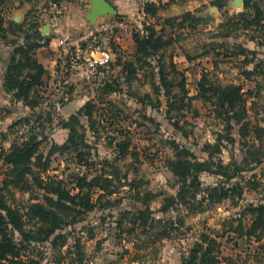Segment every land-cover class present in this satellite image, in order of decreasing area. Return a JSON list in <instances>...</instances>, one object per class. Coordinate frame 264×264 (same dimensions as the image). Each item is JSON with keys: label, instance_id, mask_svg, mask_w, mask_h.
I'll return each mask as SVG.
<instances>
[{"label": "rangeland", "instance_id": "rangeland-1", "mask_svg": "<svg viewBox=\"0 0 264 264\" xmlns=\"http://www.w3.org/2000/svg\"><path fill=\"white\" fill-rule=\"evenodd\" d=\"M40 1L38 6L41 8L29 9L26 17H35L43 30L46 24L40 20L43 6L48 3V7L54 0ZM217 1L137 0L134 15L116 20L124 30L98 34L95 40L89 37V32L112 16L98 19L94 26L88 22L81 32H75L77 37L70 38L69 44L56 54V69L45 78L41 89L43 100L38 109L31 110L15 101L13 94L5 91L0 71V150H9L22 134L26 135V140L30 131H35L39 135L40 150L45 157L48 156L54 144L62 145L68 137L63 122L69 121L93 101L97 103L95 130L99 134L89 128L86 133L92 161L96 163L89 175L93 177L102 169L100 161L116 160L117 155L110 143L118 134L130 137L131 150L138 153L136 159L129 156L116 163L124 180L120 194L113 198L114 204L90 212L81 223L66 229L63 233L68 235V240L64 248L50 242L35 245L34 264H185L195 244L202 242L204 236L216 241L214 256L218 264H264V233L261 240L247 234L252 218L248 207L264 201V74L255 75L250 81L241 74L243 69H252L260 62L263 63L259 65V72L264 71V29L238 31L228 38L219 37V25L224 23L227 14L233 16L244 12V0L243 7H236L234 0ZM148 2L160 5L157 17L145 15L144 5ZM261 4L264 7L262 1ZM90 9V6H81L82 16ZM188 11L200 21L192 26L194 28L187 23L185 29L179 23L180 17ZM56 16L60 18L62 13ZM168 20H172L175 30L167 27V34L176 36L177 41L167 55H173L186 76V90L191 99L185 102L186 107L167 114L164 98L159 108L154 97L144 105L138 104L129 98L124 85L111 95H103L105 81L110 75L116 76L120 68L105 72L99 68L101 66L91 67L88 59L105 51L112 56L114 63L122 57L126 60L133 53L134 43L133 39L130 40L133 32L142 30L144 23L155 24L159 31ZM252 37H255L254 41L250 40ZM13 39V36L7 38ZM0 42L12 49L1 39ZM75 42L78 46L73 44ZM211 42L243 44L256 55L250 56L252 63L246 67L230 57L199 56L204 53L205 44ZM188 55L198 58L190 62ZM205 70L213 73V80L222 85L244 87L247 114L241 124L235 123L234 119L229 123L226 117L216 118L212 105L197 98L198 84ZM140 79L133 83L130 93H136L138 97L152 94L150 71L145 78L141 74ZM258 84L262 85L261 90ZM100 98L112 101L114 108L118 109L117 114L108 115L104 110L106 104L101 105ZM40 115L43 116V127L36 124L31 127L32 123H25L26 118L38 122ZM182 150L192 153L200 163H210L207 165L210 170L200 173L195 183L184 181L171 171L170 161L175 160ZM60 153L51 157L49 176L70 182L73 174L87 172L85 167L75 165L74 154ZM254 157L260 160H254ZM235 164L244 167L231 182L239 184L238 191L242 190V196L209 202V188L231 186L217 174L219 167ZM2 173L4 170H0V181ZM13 193L18 205L27 203L32 197L30 193L17 190ZM146 209L145 216L139 214ZM134 218L141 221H137L138 226L133 231L131 219ZM165 233L168 237L159 240L157 235ZM150 237H156V242H148ZM145 244V249L136 250V245Z\"/></svg>", "mask_w": 264, "mask_h": 264}, {"label": "trees", "instance_id": "trees-1", "mask_svg": "<svg viewBox=\"0 0 264 264\" xmlns=\"http://www.w3.org/2000/svg\"><path fill=\"white\" fill-rule=\"evenodd\" d=\"M174 1L171 0V2ZM261 1L264 3V0ZM261 1L244 0V12L233 16L227 14L224 23L218 27V36L228 38L238 31L264 29V7ZM62 2L63 0H54L57 9L61 10ZM23 4L21 3L18 7L20 8ZM13 8L11 0H0V39L12 48L10 61L3 76V84L5 91L13 94L15 101L34 110L39 108L43 100L41 89L45 85V78L49 75V71L38 60V51L47 47L50 41L42 36L35 17L27 19L22 24L11 21L8 15ZM48 8L50 7L48 6L47 10ZM159 9L160 5L156 3L148 2L144 5L145 15L151 18L157 17ZM122 17V15L112 16L109 20L121 21ZM180 18L179 26L185 29L188 28L187 23L190 24L189 27H195L200 21L190 11ZM167 27L175 30L172 20H168L159 31L155 24L144 23L142 30L132 33L134 49L133 53L127 57L128 59L124 60L125 58L122 57L114 63L111 58L108 64L99 67L109 73L120 68L116 76L108 75L109 78L103 86V95H111L124 85L129 98L138 104L144 105L147 100L154 97V102L159 108L164 98L167 114L182 111L186 107L185 102L191 101L186 90V76L174 61L173 55H167L169 49L176 44L177 37L169 36ZM8 36H13L14 39L7 40ZM250 40L254 41L255 37ZM204 47V53L199 56L214 54L216 58L230 57L245 67L252 63L250 56L256 55V52L250 51L243 44L211 42ZM220 48L225 50L218 51ZM187 58L192 62L198 57L188 55ZM261 63L263 62L257 63L252 69H243L241 74L246 81L252 80L255 75L264 74V71L259 72ZM148 71H150L152 94L146 93L138 97L136 93H130L133 83L141 80V74L145 78ZM213 78V73L204 71L198 84L197 98L212 105L216 118L226 117L229 123L234 119L235 123L241 124L247 114V93L244 92V87L236 84L222 85ZM261 87L262 85L258 84L260 90ZM249 94L252 95V92L249 91ZM100 100H102L101 105L106 104L104 110L108 115L117 114L118 109L114 108L112 101H103L101 98ZM96 108L97 103L89 102L69 121L63 122V128L68 130V137L62 145L54 144L46 157L40 150L39 135L35 134V131H30L26 140H24L26 135L22 134L19 141L15 142L9 150H0V170H4L3 179L0 181V264H34L32 256L35 253V245L50 242L53 246L64 248L68 240V235L63 233L66 229L81 223L90 212L114 204L113 198L120 194L124 180L120 176L116 163L129 156L136 159L138 153L131 150L130 137L118 134V137L110 143L113 152L117 155L116 160L100 161L102 169H99L93 177L89 175L92 166L96 163L92 161L91 146L86 141V133L89 128V131L99 134L95 130ZM39 118L36 123L26 118L25 123L29 125L32 123L31 127L35 124L37 127H43L41 123L43 116L40 115ZM175 126L178 127V123ZM57 152H61V155L67 152L74 154L75 165L80 168L85 167L87 172L73 174L70 182L49 176L51 157ZM254 160L260 159L254 157ZM169 164L175 176L193 183L198 180L200 173L210 170L207 166L210 165L209 162L200 163L199 160L196 161L192 153L184 150L179 151L177 158L171 160ZM243 168L238 164L219 167L217 174L231 183L240 175ZM238 189V183H231L230 188L225 186L209 188L207 200L215 203L227 198L240 197L242 190L238 191ZM16 190L21 193H30L32 197L27 203L18 205L15 203L13 193ZM248 211L252 218L247 234L257 236L261 240L264 233V201L258 206L250 205ZM147 213L148 209L139 214L145 216ZM137 221L140 222L141 219H131L133 231L138 226ZM157 236L159 240L168 237L166 233ZM148 240L155 243L156 237H150ZM215 244V240H209L207 236H204L202 242L195 244L185 264H218L214 256ZM136 246V250L141 251L145 249L146 244Z\"/></svg>", "mask_w": 264, "mask_h": 264}, {"label": "crops", "instance_id": "crops-1", "mask_svg": "<svg viewBox=\"0 0 264 264\" xmlns=\"http://www.w3.org/2000/svg\"><path fill=\"white\" fill-rule=\"evenodd\" d=\"M11 1H12V5L14 4L15 6L13 10L9 12L8 18L11 21L18 20L17 24L24 23L28 19L26 17L28 10L33 7H37L39 5L38 3H41V1L39 2V0H32V1L11 0ZM108 1L114 7H116V9L118 10V15L131 17L135 13L134 5L135 3H137V0H108ZM23 2H27V3L30 2V4H25L19 8L18 5ZM46 4L47 3H45V6H43L40 20L41 21L44 20L46 23L42 29L49 27L47 31V35L46 36L42 35V36L44 38H48L50 42L47 47H44L38 51V60L49 72H51L52 70L56 69L55 56L60 52L59 51L60 48H62L60 47L59 44L60 38L62 36H65L70 40V38L77 37L75 32H81V30H83V28H85V26L88 25V21L85 18L86 15L83 14L84 16H82L81 6H84V8H88L89 6L91 7V4H90V0H71V1L63 0L62 8L60 10L62 16L58 18V23L56 27H54L52 24L53 15L50 12V9L48 8L47 10L45 8ZM37 8H41V7L38 6ZM130 40H132V37ZM21 41H23V38L21 39ZM133 48H134V44H133ZM11 52L12 49L2 45V43L0 42V71L2 74L1 75L2 79H3V74L9 63L8 61L10 60ZM1 82L2 84L4 83L3 80Z\"/></svg>", "mask_w": 264, "mask_h": 264}, {"label": "built area", "instance_id": "built-area-1", "mask_svg": "<svg viewBox=\"0 0 264 264\" xmlns=\"http://www.w3.org/2000/svg\"><path fill=\"white\" fill-rule=\"evenodd\" d=\"M52 1V0H51ZM49 9L50 12L52 13V24L54 27L57 26L58 23V16L56 15H60L61 11L59 9H57L55 3L53 2H49ZM114 29H123L124 30V26L122 24H120L117 21H112V20H107L105 22L99 23L96 25L95 28H93L90 32H89V37L92 39H96L98 34L101 33H106L108 31H112ZM42 44H44V42H42ZM60 47L64 48L65 46H67L69 44V38L62 36L60 38L59 41ZM75 46H78V43L75 42L73 43ZM111 55L108 52L102 51L101 53H99V56L95 57L93 56L92 58H89V64L91 67H97V66H104L106 64L109 63V61L111 60Z\"/></svg>", "mask_w": 264, "mask_h": 264}, {"label": "water", "instance_id": "water-1", "mask_svg": "<svg viewBox=\"0 0 264 264\" xmlns=\"http://www.w3.org/2000/svg\"><path fill=\"white\" fill-rule=\"evenodd\" d=\"M236 7H243V0H234ZM91 9L86 14V20L90 26H94L98 19L107 16H117L118 10L108 0H90ZM13 22L18 23V20ZM49 27L43 29L42 35L46 36Z\"/></svg>", "mask_w": 264, "mask_h": 264}]
</instances>
